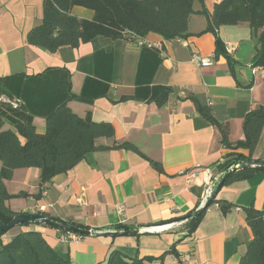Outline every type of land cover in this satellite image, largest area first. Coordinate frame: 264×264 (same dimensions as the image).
Instances as JSON below:
<instances>
[{
  "label": "crops",
  "instance_id": "0c3cea01",
  "mask_svg": "<svg viewBox=\"0 0 264 264\" xmlns=\"http://www.w3.org/2000/svg\"><path fill=\"white\" fill-rule=\"evenodd\" d=\"M42 1L0 0V78L7 79L6 85L19 94V103L28 104L30 110L24 113L0 104V132L13 131L15 123L29 117L36 132L44 133L45 113L69 89L75 98L66 105L75 115H90L93 122L113 128V136L97 139L96 145L111 148L129 143L159 164L162 173L132 151L98 150L67 174L54 177L35 199L40 171L16 169L4 182L11 196L4 203L6 208L18 215L44 213L95 233L62 243L58 229L31 223L8 231L2 241L8 242L19 232H39L71 264H106L112 250L129 257H159L173 245L178 256L189 254L192 264H237L252 238L244 209L264 210V172L221 188L215 198L232 208L226 214L217 205L208 208L194 233L186 236L183 218L204 207L205 187L201 178L188 181L184 173L199 166L219 178L217 166L228 155H248L245 150L222 146L215 127L196 129L194 122L200 116L186 98L192 95L228 126L229 142L242 140L243 117L264 106V67L253 65L264 28L254 32L240 24L218 29L234 61L233 77L226 60L214 58V37L204 32L207 20L199 14L202 9L211 14L214 0L193 1L195 14L188 20L189 35L184 39L165 40L152 33L141 40L99 37L55 53L26 42L27 33L41 24ZM70 13L82 20L94 16L81 7H73ZM142 50L143 72L138 82ZM196 57L212 64L200 67ZM162 88L173 92L158 108L152 100ZM251 159L264 161V127ZM119 205L124 207L122 214L116 210ZM118 224L139 233L122 235L113 229ZM169 224V230L159 228ZM163 264L179 263L168 254Z\"/></svg>",
  "mask_w": 264,
  "mask_h": 264
},
{
  "label": "trees",
  "instance_id": "16d2710c",
  "mask_svg": "<svg viewBox=\"0 0 264 264\" xmlns=\"http://www.w3.org/2000/svg\"><path fill=\"white\" fill-rule=\"evenodd\" d=\"M193 1L43 0L41 24L27 33L26 42L30 46L55 53L63 48L75 49L80 44L92 42L99 37L108 40L124 38L141 40L152 33L165 40L184 39L189 35L187 33L188 20L190 16L195 14L192 8ZM73 7L92 11L94 15L92 20H82L71 15L70 10ZM199 14L204 15L207 20V27L204 32L211 33L214 37V58L223 57L227 62L230 74L234 77V61L227 54L217 31L222 26L240 24H247L254 32L263 29L264 0H221L215 4L211 14H208L205 9H202ZM263 43L264 31L258 38L259 47L253 58L254 66L264 67ZM143 50L138 66V82L143 72ZM150 52L155 51L150 50ZM6 82V78H0V97L4 96L12 100L19 98V94L13 93ZM172 92L173 90L170 88H162L152 102L160 108L166 104ZM74 98L68 89L66 97L49 108L44 115L45 131L42 134L36 132L29 117H26L23 122L15 123L13 131L0 132V162L2 164L0 169V221L2 224H9L18 215L4 205L5 201L11 198L6 192L4 182L11 179L12 173L16 169L36 168L40 171V191L38 195L34 196L35 199L40 198L45 184L58 175L67 174L89 154L98 150L122 149L132 151L147 160L158 173H162L159 164L147 159L129 143L114 145L111 148L96 145L99 138H111L114 134L113 128L107 123L93 122L90 115L85 117L75 115L66 105L67 101ZM186 99L193 103L200 116V119L194 122L196 129L213 126L219 132L222 146L234 151L245 150L248 152L247 156L230 154L223 163L217 166L221 176L213 187L211 197L198 215L186 220V236H190L197 229L208 208L217 205L222 214H226L232 208V204L215 198L221 188L236 181L247 180L254 173L264 172V167L239 169L215 192L219 181L229 170L246 161H254L251 159L252 153L264 127V106H259L243 117V139L231 143L228 140V126L219 123L213 117L209 107L200 105L192 95L187 96ZM0 104L11 108L8 104L1 102ZM16 109L30 113L26 103L24 105L19 103ZM18 197H28V195L20 194ZM244 213L252 238L247 244L245 254L237 264H264V210L249 207L244 209ZM36 214L50 218L44 213ZM50 219L58 224L65 223L83 230H90L70 221H62L58 218ZM29 224L31 223L20 226ZM113 229L120 233H127L136 228L118 224ZM58 230L61 234L69 233L66 230ZM6 233L0 231V264H71L69 257L50 247L39 232H19L4 243L2 237ZM75 235L80 238L84 237ZM105 235L115 237L117 234ZM168 254L178 257L174 245L159 257H129L122 251L112 250L106 264H163V259Z\"/></svg>",
  "mask_w": 264,
  "mask_h": 264
},
{
  "label": "water",
  "instance_id": "95a60500",
  "mask_svg": "<svg viewBox=\"0 0 264 264\" xmlns=\"http://www.w3.org/2000/svg\"><path fill=\"white\" fill-rule=\"evenodd\" d=\"M247 167H264V161L263 160H254V161H246L243 164L236 166L234 168H232L231 170H229L219 181L217 188L215 190V192H217L223 185V183L237 170L239 169H245ZM201 209L196 210L195 212H192L188 215H186L183 220H188L192 217H195L196 215H198V213L200 212ZM25 223H41L43 225L55 228V229H61V230H66L69 233L72 234H78L84 237H88V236H92L94 235V232H92L91 230H83L81 228H78L76 226H72L69 224H58L55 221L51 220L50 218L44 217L42 215L39 214H20L17 215L15 218H13L11 220V222L7 225H4L1 223L0 221V231L2 232H8L11 229L18 227L22 224ZM139 232L138 230H134V231H130L127 233H122V235H137Z\"/></svg>",
  "mask_w": 264,
  "mask_h": 264
},
{
  "label": "built area",
  "instance_id": "2783aa9c",
  "mask_svg": "<svg viewBox=\"0 0 264 264\" xmlns=\"http://www.w3.org/2000/svg\"><path fill=\"white\" fill-rule=\"evenodd\" d=\"M216 3L221 2V0H214ZM138 40V39H137ZM194 61L199 65L200 67H207L212 64L211 60L209 59H201V58H194ZM256 70L254 69L253 72ZM0 102L4 104H8L11 106V108L16 109L19 106V101L17 99H9L7 97L1 96L0 97ZM184 175L187 177L188 181H192L197 178H201L204 187H205V193H204V198L203 202L206 203L208 199L212 195V190L216 182H218V178H214L212 174L210 173L209 170L207 169H201L199 166H195V168H192L191 170L187 171L184 173ZM116 210L119 214H122L124 207L119 205L116 207ZM171 224L169 225H164L159 228L164 229V230H169L171 228ZM80 237L76 236L75 234L72 233H67V234H60L58 240L62 243H68L72 241H77ZM179 264H192L191 262V257L189 254H184L181 256H178L176 258Z\"/></svg>",
  "mask_w": 264,
  "mask_h": 264
},
{
  "label": "rangeland",
  "instance_id": "374dc122",
  "mask_svg": "<svg viewBox=\"0 0 264 264\" xmlns=\"http://www.w3.org/2000/svg\"><path fill=\"white\" fill-rule=\"evenodd\" d=\"M12 230V229H11Z\"/></svg>",
  "mask_w": 264,
  "mask_h": 264
}]
</instances>
